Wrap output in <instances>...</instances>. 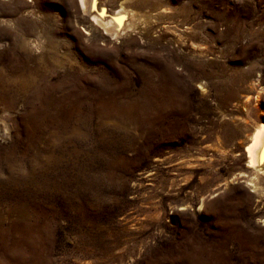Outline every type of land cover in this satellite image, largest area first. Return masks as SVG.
<instances>
[{"label": "rangeland", "instance_id": "1", "mask_svg": "<svg viewBox=\"0 0 264 264\" xmlns=\"http://www.w3.org/2000/svg\"><path fill=\"white\" fill-rule=\"evenodd\" d=\"M9 1L36 16L34 58L56 32L74 60L29 76L0 46V264H264V165L246 154L264 0H176L190 12L160 23L195 32L137 19L97 43L75 0Z\"/></svg>", "mask_w": 264, "mask_h": 264}, {"label": "bare ground", "instance_id": "2", "mask_svg": "<svg viewBox=\"0 0 264 264\" xmlns=\"http://www.w3.org/2000/svg\"><path fill=\"white\" fill-rule=\"evenodd\" d=\"M32 2V0H27L25 5L28 6ZM75 2L77 11L81 17V19L79 18L80 21L76 22V25L86 27L88 34H91V38L88 40L93 41V43H97L102 39L104 40V35L109 36L112 40H119L123 36L136 32L138 28L135 21L137 19H144L141 23L145 24V27L153 26V23L148 21L150 18H155V23L158 26L163 25L162 28L165 30L177 32L181 31L185 26H188L187 28L190 31L195 32L196 29L198 30V26L192 25L187 19L180 23L175 22L174 24L160 23L162 19H172L176 14L186 16L190 12L191 6L189 4L186 6L184 3L179 9L176 8V0H75ZM0 5L11 7L9 0H1ZM28 15L30 18L24 19L25 15L19 13L18 10L15 13L4 11L0 14V29L4 31L0 35V46H3L2 43L10 42V44L18 49L14 54L16 64L21 66L24 73L29 76L33 75L34 72L48 68L72 70L74 56H72L69 50L62 52L63 42L56 37V32H53L55 36H48L49 34L46 33L49 39L47 48L44 51V59L34 58L36 54L44 49L45 44L40 40L42 36L34 18L36 16L32 14ZM20 26L22 30L19 29ZM42 60L44 63H42ZM32 61H35L36 64L33 70L27 67ZM4 68L8 70V65L0 67V77H3L6 73ZM26 78L24 75L20 77L21 84L27 80ZM263 91V89H257L254 98L256 103L259 102ZM246 154L248 167L262 170V166L264 165V123L255 128L246 148Z\"/></svg>", "mask_w": 264, "mask_h": 264}]
</instances>
